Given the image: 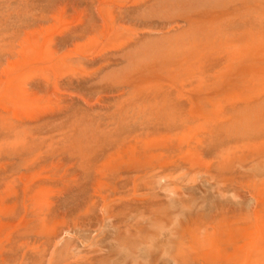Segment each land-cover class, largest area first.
Masks as SVG:
<instances>
[{"label": "rangeland", "instance_id": "obj_1", "mask_svg": "<svg viewBox=\"0 0 264 264\" xmlns=\"http://www.w3.org/2000/svg\"><path fill=\"white\" fill-rule=\"evenodd\" d=\"M166 83L199 96L174 121ZM262 171L264 0H0V242L60 234L18 263L168 264L162 239L194 236L222 264L257 234Z\"/></svg>", "mask_w": 264, "mask_h": 264}, {"label": "bare ground", "instance_id": "obj_2", "mask_svg": "<svg viewBox=\"0 0 264 264\" xmlns=\"http://www.w3.org/2000/svg\"><path fill=\"white\" fill-rule=\"evenodd\" d=\"M150 6H151V4H150ZM216 16L219 17V14H217ZM203 18H205V17H203ZM220 19H221V16H220ZM184 21L187 24H189V22L191 20L185 19ZM165 22L171 24L173 22V20L171 22L166 20ZM198 23H202V21L198 22ZM198 23H195L194 26H189V25L188 26L189 27H200L198 25ZM236 23L237 22H235V24ZM203 25H204V23H203ZM230 25H231V22H230V24H228V26H230ZM232 28H230V29H232ZM223 29H225V28H223ZM254 29H255V27L253 25H251L249 31H253ZM213 31H216V33L218 35H220L219 37H221L223 35L222 37L225 38V36H226V33H224V31L221 30V28H218V25H217V28H212L210 30V33ZM253 33L255 34L254 31H253ZM207 35L210 37L209 30H208ZM229 35H230V33H229ZM189 41L196 43V40L194 39V37H191L189 39ZM200 41L202 43L201 42L196 43L199 45L197 52L198 53H205L206 47L204 46V36H202ZM253 41H254V38L251 37L249 39V42L253 43ZM208 52H209V49H208ZM244 73H246V72H244ZM250 73H252V72H250ZM143 78H144L143 75L142 76L138 75V76L132 77L128 82L133 83V81H138V80L141 81V80H143ZM169 78H170V81L172 82V80H171V79H173L172 76H170ZM213 79H214V81H213V83H214V82H216L215 80L218 79V77H216V75L214 74ZM202 81L203 80H200V82H197L198 84H196V87L202 86V89H205L208 85L207 84L202 85L201 84ZM167 85L168 86L160 87V88L153 90L152 94L149 96L151 101H153L154 103L157 101L158 103L163 104L160 107L156 106L157 108L154 109L155 110L154 112L157 113V115H161L162 113H165L167 115V118H168V117H170V115H173L172 112H169V109L174 108V107L170 108L172 105L173 106H175V105L177 106V104L181 105L186 99L188 100V102H191V105H192V100L194 101L196 99L197 100L199 99V96L195 97V93H193L194 96L193 95L191 96V94H192L191 91L193 89H189L188 94H185L186 96H185V100L183 102L180 101V98H176L177 100L175 102L169 103L168 97L172 94L173 90L170 88L169 84H167ZM145 90H149V88L147 87V89H145ZM194 92H195V90H194ZM222 92H224V91H221V90L220 91H211L208 94H210L211 96H215V98H217L219 94H222ZM151 106H154V104L153 105L151 104ZM162 110H164V111L162 112ZM160 111H161V114H160ZM174 118H176L175 115H174V117H171L168 119H171L170 121H172ZM164 122L168 123V120L166 119ZM166 125H168V124H166ZM256 172H258V171H256ZM262 172H264V171H262ZM243 176H244V174H243ZM256 207H257V218H258L257 234H253V236L249 240V243H244L242 246L238 245V249H232L231 252L227 253L226 256L223 257V259H222V264H264V182H261L260 188L257 192ZM0 223H3L1 217H0ZM17 235L19 236L18 239L17 238L14 239V238H12L13 236L7 235V237H5V239L2 242H0V264H21V263H18L17 261H19L20 259L23 260L26 252L29 253V250H30L28 248L29 245L27 246V243H28L27 240L28 239L41 240V244L46 246V245H51V242H50L51 238L56 239L60 234H20V235L17 234ZM14 237H16V235H14ZM159 237H157V241L159 240ZM172 237H173V235H172ZM146 241H148V240H146ZM153 241L155 242L154 238H153ZM153 241H152V244H153ZM55 244L56 243L54 242L53 246ZM160 244H163V245H159V246L157 245V248L161 247L159 249V251L162 252V254L161 253L160 254L164 255L165 257L164 258L162 256H156L155 257V255H151L150 260L148 259L149 261L157 262V263L158 262H160V263L165 262L168 264H211L212 261L215 262V260H216V259L212 258V254L209 253V251L205 247V245L200 243L199 239H197L194 236H181L178 238H171L169 236V237L163 238L162 243H160ZM24 247H25V250H24ZM151 247H152V245H151ZM144 248H146V247L144 246ZM60 249H62L64 251L65 247L64 248L60 247L59 249L56 248L54 251H57L59 254L60 253L64 254L65 252H62V250H60ZM65 251H68V250H65ZM130 253H131V251H130ZM138 253H140L142 255L146 252H145V249H141V250H139ZM67 255L65 254V256H64V258L66 257L64 259L66 264H78L79 260L78 261L70 260L67 257ZM134 255H136V254H134ZM137 259H138V254L136 256V260ZM142 259H145V258H142ZM142 259L140 258L141 262H142ZM145 263H147V261ZM215 263H217V262H215Z\"/></svg>", "mask_w": 264, "mask_h": 264}]
</instances>
